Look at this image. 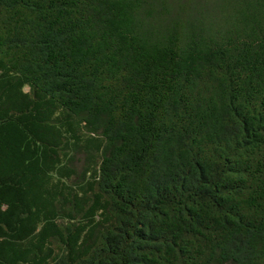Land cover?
Listing matches in <instances>:
<instances>
[{
  "label": "trees",
  "instance_id": "obj_1",
  "mask_svg": "<svg viewBox=\"0 0 264 264\" xmlns=\"http://www.w3.org/2000/svg\"><path fill=\"white\" fill-rule=\"evenodd\" d=\"M0 264H264V0H0Z\"/></svg>",
  "mask_w": 264,
  "mask_h": 264
}]
</instances>
